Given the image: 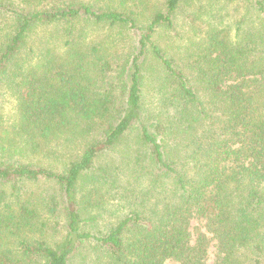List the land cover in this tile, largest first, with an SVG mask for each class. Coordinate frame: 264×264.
<instances>
[{
    "label": "trees",
    "instance_id": "obj_1",
    "mask_svg": "<svg viewBox=\"0 0 264 264\" xmlns=\"http://www.w3.org/2000/svg\"><path fill=\"white\" fill-rule=\"evenodd\" d=\"M188 2L0 0V264H264V0L184 64Z\"/></svg>",
    "mask_w": 264,
    "mask_h": 264
},
{
    "label": "rangeland",
    "instance_id": "obj_2",
    "mask_svg": "<svg viewBox=\"0 0 264 264\" xmlns=\"http://www.w3.org/2000/svg\"><path fill=\"white\" fill-rule=\"evenodd\" d=\"M162 0H149L151 2L147 6L146 15H149L155 8L161 6L159 2ZM188 5L182 6L176 18V25L173 29L163 28L157 35V40L164 48L165 52L173 55L177 60L182 58L186 64L187 56L192 55L200 49L198 42L200 38L208 32H216L228 41L230 44L239 40L238 34L249 35L252 30H257L260 27L257 14L250 8L245 0H191ZM197 1V2H195ZM160 4V5H159ZM199 4V5H198ZM159 5V6H158ZM197 12V18L193 16V12ZM192 17H195L193 22ZM240 29L238 30V27ZM213 29V30H210ZM249 32V33H248ZM245 38V36H244ZM63 50V46H60ZM65 49V48H64ZM149 81L145 86V92L149 100H152L153 91L152 81L156 79V74L153 71L147 72ZM111 76V73H109ZM114 82V80L112 79ZM151 84V85H150ZM115 86V84H114ZM115 88H113L114 90ZM102 90H104L102 88ZM16 90L9 83L5 82L0 87V135L7 130L13 131L16 128V123L21 120L16 101ZM152 103V101L150 102ZM211 260L215 255V247L211 246Z\"/></svg>",
    "mask_w": 264,
    "mask_h": 264
}]
</instances>
